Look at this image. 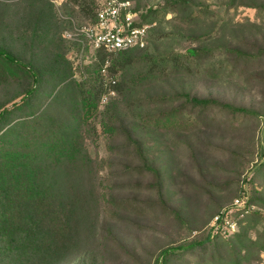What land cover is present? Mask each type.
<instances>
[{
    "label": "rangeland",
    "instance_id": "obj_1",
    "mask_svg": "<svg viewBox=\"0 0 264 264\" xmlns=\"http://www.w3.org/2000/svg\"><path fill=\"white\" fill-rule=\"evenodd\" d=\"M79 8L73 0H0V45L41 75L1 81L0 109L43 128L70 119L77 126L79 153L60 169L74 231L54 264H155L170 247L164 264H261L264 0H129L148 25L144 44L82 59L67 35L69 17L91 21ZM33 85L34 115L26 116ZM88 88L101 91L86 109ZM242 192L250 207L240 215L232 203ZM226 208L241 233L200 244ZM10 260L0 244V264Z\"/></svg>",
    "mask_w": 264,
    "mask_h": 264
},
{
    "label": "trees",
    "instance_id": "obj_2",
    "mask_svg": "<svg viewBox=\"0 0 264 264\" xmlns=\"http://www.w3.org/2000/svg\"><path fill=\"white\" fill-rule=\"evenodd\" d=\"M73 1L80 5L81 13L94 18L95 3L90 6L86 0ZM50 6L51 2L47 8ZM45 13L40 10L42 16ZM197 50L195 46L187 48L189 54H196ZM40 76L33 66L0 45V82L11 77L15 80L29 77L37 82ZM91 89L86 90L87 95L81 96L86 109L93 104L90 94L96 96L101 91ZM26 90L24 113L33 116L29 97L34 94L35 85ZM187 97L195 104L218 103L215 98ZM222 104L232 110L248 111L243 106ZM13 112L10 108L0 109V244L9 252L10 264H54L64 256L74 231L70 223L74 212L73 199L63 188L68 172L60 169L65 161H74L79 153V140L75 135L77 126L70 119L56 127L43 128L33 118L11 120ZM237 231L227 235L214 233L199 242L225 238ZM171 250L172 247L163 248L159 256L161 260L158 257L155 264H164L162 256L166 257Z\"/></svg>",
    "mask_w": 264,
    "mask_h": 264
},
{
    "label": "built area",
    "instance_id": "obj_3",
    "mask_svg": "<svg viewBox=\"0 0 264 264\" xmlns=\"http://www.w3.org/2000/svg\"><path fill=\"white\" fill-rule=\"evenodd\" d=\"M128 5L129 0H98L91 21L76 23L69 17L72 29L67 35L75 42V54L79 59L99 51L113 52L144 44L148 25L137 22L135 14L127 9ZM110 81L115 82L114 79ZM232 204V209L240 215L250 207L247 194L236 197ZM230 211L226 208L212 216V234L227 235L237 229V219L231 217Z\"/></svg>",
    "mask_w": 264,
    "mask_h": 264
}]
</instances>
